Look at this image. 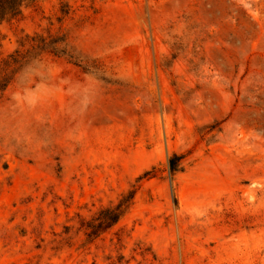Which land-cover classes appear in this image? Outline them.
<instances>
[{"label":"rangeland","instance_id":"rangeland-1","mask_svg":"<svg viewBox=\"0 0 264 264\" xmlns=\"http://www.w3.org/2000/svg\"><path fill=\"white\" fill-rule=\"evenodd\" d=\"M0 264H264V0H39L4 21Z\"/></svg>","mask_w":264,"mask_h":264},{"label":"trees","instance_id":"trees-1","mask_svg":"<svg viewBox=\"0 0 264 264\" xmlns=\"http://www.w3.org/2000/svg\"><path fill=\"white\" fill-rule=\"evenodd\" d=\"M39 0H0V25L4 21H9L12 19H17L22 16L23 7L29 4H36ZM62 16H66L68 11L66 9L60 10ZM23 46V44H21ZM38 48H44L41 45H36ZM34 48V46H32ZM23 56L19 51H16L14 54L10 55L7 59H3V63L7 66L15 65L23 60ZM11 60V62H9ZM185 155L172 153L168 157V170L172 189L174 190V182L176 175L183 171L184 169V160ZM155 169L147 171L144 176H148L154 172ZM156 173H153L152 176H155ZM136 193V189H130L127 191V194L121 198L117 204L114 211H116V221L120 219L123 214V208L126 203L131 204Z\"/></svg>","mask_w":264,"mask_h":264}]
</instances>
